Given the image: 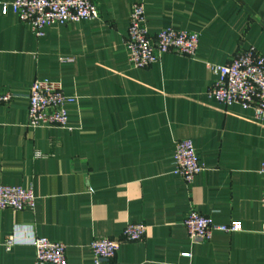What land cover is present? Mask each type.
<instances>
[{"label": "crops", "instance_id": "0c3cea01", "mask_svg": "<svg viewBox=\"0 0 264 264\" xmlns=\"http://www.w3.org/2000/svg\"><path fill=\"white\" fill-rule=\"evenodd\" d=\"M12 1L0 0V93L16 95L0 105V185L32 187L36 201L32 211L0 210V264H33L22 238L30 230L63 243L67 264H94L90 242L119 239L128 223L143 224L144 239L122 242L101 264H264V121L206 96L210 66L249 48L264 57V0H95L97 19L51 25L41 37L1 13ZM135 3L152 35L196 33L194 57L132 68L124 41ZM36 79L75 99L65 128L27 127ZM180 139L203 167L190 185L173 174ZM191 209L241 231L191 245L182 224ZM15 231L21 239L7 250Z\"/></svg>", "mask_w": 264, "mask_h": 264}, {"label": "built area", "instance_id": "2783aa9c", "mask_svg": "<svg viewBox=\"0 0 264 264\" xmlns=\"http://www.w3.org/2000/svg\"><path fill=\"white\" fill-rule=\"evenodd\" d=\"M11 11L17 20L29 27L35 37H41L43 29L51 25H64L91 21L98 18L95 0H13L1 6L5 15ZM198 47V35L192 32L164 28L150 34L146 28L144 7L140 3L132 5L124 48L127 62L134 69L147 68L157 63L162 55L175 54L194 57ZM69 60V59H68ZM210 70L214 81L206 91L209 99L225 107L238 105L252 111L254 117L264 121V57L253 48L233 55L224 65H212ZM16 98L13 93H0V105L8 104ZM27 127L31 129L58 127L67 125V107L75 99L64 94L59 82L48 79L33 80L27 96ZM39 156V153H37ZM173 174L187 185L203 171L202 164L190 139H180L174 143ZM260 175L264 182V160ZM36 197L32 187L0 185V210L12 212L32 211ZM259 202L264 205V188ZM182 224L191 245L207 242L214 231L230 234L241 231L239 222L227 225H215L211 219L194 209L188 211ZM16 230V228H15ZM146 227L141 223H128L119 239L100 238L88 245L94 264L112 260L122 242H138L144 239ZM264 242V225L261 228ZM29 240L35 254L33 264H67L63 243L50 241L34 235L30 230L22 237ZM21 239L16 231L7 238L5 248L9 250ZM182 257L191 260L190 252Z\"/></svg>", "mask_w": 264, "mask_h": 264}]
</instances>
